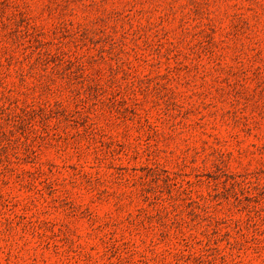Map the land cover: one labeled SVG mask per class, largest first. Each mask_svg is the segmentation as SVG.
<instances>
[{"label":"rangeland","instance_id":"374dc122","mask_svg":"<svg viewBox=\"0 0 264 264\" xmlns=\"http://www.w3.org/2000/svg\"><path fill=\"white\" fill-rule=\"evenodd\" d=\"M0 264H264V0H0Z\"/></svg>","mask_w":264,"mask_h":264}]
</instances>
